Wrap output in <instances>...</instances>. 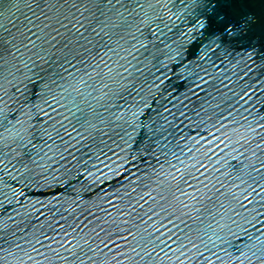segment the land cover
<instances>
[{"label": "water", "instance_id": "1", "mask_svg": "<svg viewBox=\"0 0 264 264\" xmlns=\"http://www.w3.org/2000/svg\"><path fill=\"white\" fill-rule=\"evenodd\" d=\"M0 264H264V0H0Z\"/></svg>", "mask_w": 264, "mask_h": 264}, {"label": "snow or ice", "instance_id": "2", "mask_svg": "<svg viewBox=\"0 0 264 264\" xmlns=\"http://www.w3.org/2000/svg\"><path fill=\"white\" fill-rule=\"evenodd\" d=\"M193 3H196V0H193ZM222 31H230L231 29L228 27V25H225L223 29H221ZM201 79H203V77H201ZM205 83H207L208 81H204ZM200 85H197V87H199ZM183 115V113H182ZM175 178V177H173Z\"/></svg>", "mask_w": 264, "mask_h": 264}]
</instances>
